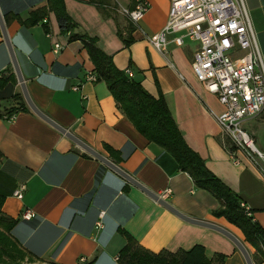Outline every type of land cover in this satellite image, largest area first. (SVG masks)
<instances>
[{
	"label": "crops",
	"instance_id": "1",
	"mask_svg": "<svg viewBox=\"0 0 264 264\" xmlns=\"http://www.w3.org/2000/svg\"><path fill=\"white\" fill-rule=\"evenodd\" d=\"M63 0L77 32L96 39L119 69H130L152 95L160 92L188 146L246 207L264 228V180L245 152L229 142L216 116L223 109L217 97L197 80L191 59L197 43L183 44L168 35L166 51L155 49L149 37L163 28L169 0H146L148 8L137 22L122 9L132 0ZM46 0H0L7 33L29 96L43 113L109 158L149 190L192 218L216 223L246 247L253 264L264 255L246 243L239 228L212 211L219 206L208 191L177 169L172 156L149 142L117 107L80 40L60 31L56 16L25 26L33 10ZM260 53L264 59V0H244ZM129 38L128 44L124 43ZM54 44H58L57 51ZM0 111L22 103L10 57L0 33ZM96 78V77H95ZM23 97V96H22ZM24 101V98H23ZM25 103L11 118L0 117L1 212L16 219L10 236L33 258L54 264H120L116 259L127 231L143 248L158 252L189 249L201 244L208 257L225 254L223 264H246L223 234L189 223L153 200L72 140L37 116ZM260 119V120H258ZM261 126L253 129V125ZM243 128L264 145V112L243 121ZM254 141V140H253ZM117 152L114 160L105 149ZM233 153L237 162L229 153ZM23 186L22 196L14 195ZM168 193H164L165 190ZM30 209L34 216L21 218ZM83 258V261L80 259Z\"/></svg>",
	"mask_w": 264,
	"mask_h": 264
},
{
	"label": "trees",
	"instance_id": "2",
	"mask_svg": "<svg viewBox=\"0 0 264 264\" xmlns=\"http://www.w3.org/2000/svg\"><path fill=\"white\" fill-rule=\"evenodd\" d=\"M46 6L33 10L25 20L19 19L25 26H32L45 20L49 11H53L60 31L68 34V39L80 40L93 63L96 80H103L115 99L117 107L129 119L135 129L149 142L167 151L174 159L177 169L187 173L196 187L211 193L219 203L212 211L216 217H224L229 223L240 229L246 243L264 255V228L251 215H247L240 205L238 195L222 182L205 164L197 152L191 149L179 131L163 95L157 96L148 92L140 81L129 77L123 69L113 62L112 56L103 52L96 39L83 32H77V24L65 11L63 0H46ZM102 11V4L90 0ZM134 2L132 1L133 8ZM129 38L124 43L128 44ZM9 77L0 78L2 86ZM13 99L22 100L16 107L0 111V117H11L17 110L24 109L22 94H14ZM109 155L117 160V152L104 145ZM3 198L0 196V208ZM16 219L5 215L0 210V262L20 264L26 252L11 236L10 229ZM126 239L125 245L119 250L116 259L120 264H223L226 255L215 253L208 257L201 244L189 249L176 251H149L143 248L127 231L121 230ZM54 264V263H51ZM87 264V263H81Z\"/></svg>",
	"mask_w": 264,
	"mask_h": 264
},
{
	"label": "built area",
	"instance_id": "3",
	"mask_svg": "<svg viewBox=\"0 0 264 264\" xmlns=\"http://www.w3.org/2000/svg\"><path fill=\"white\" fill-rule=\"evenodd\" d=\"M132 1L133 8L121 11L131 22H137L148 4L146 0ZM171 34L172 41L179 44L186 39L197 43L191 59L192 71L224 106L216 116L223 134L245 152L264 180V152L254 145L252 136L241 125L244 120L264 112V59L244 0H169L166 24L149 37V42L158 51L165 52ZM58 48L59 45L54 44V50ZM124 71L132 76L130 69ZM87 79L96 78L89 74ZM229 156L237 162L232 152ZM23 188L20 186L14 195L20 198ZM168 192L167 189L164 193ZM240 205L251 215L248 207L242 202ZM33 216L30 209L21 212L23 219Z\"/></svg>",
	"mask_w": 264,
	"mask_h": 264
},
{
	"label": "water",
	"instance_id": "4",
	"mask_svg": "<svg viewBox=\"0 0 264 264\" xmlns=\"http://www.w3.org/2000/svg\"><path fill=\"white\" fill-rule=\"evenodd\" d=\"M0 33H1V36H2L3 41L5 43V46L7 48V51H8L9 57H10V61H11L12 67H13V71H14L16 79L18 81V84H19V87H20V90H21V94H22V96L24 98V101L26 102L27 106L37 116H39L41 119H43L48 124L53 126L59 132L64 134L66 137H68L70 140H72L77 146H79L85 152H87L88 154H90L93 157H95L96 159H98L100 162H102L108 168H110L111 170H113L114 172L119 174L127 182L131 183L133 186H135L138 189H140L147 196H149L153 200H155L158 203H160L162 206L167 208L169 211H171L172 213H174L175 215H177L181 219H183V220H185V221H187L189 223H193V224H196V225H200V226H203V227H207V228L213 229V230L223 234L224 236H226L231 242H233V244L239 250V252L241 253V255L243 256V258L245 260V263L246 264H253L251 256H250L249 252L247 251L246 247L244 246V244L241 242V240H239L229 230L225 229L224 227H222V226H220V225H218L216 223H213V222H210V221H207V220L192 218V217H190V216H188L186 214H183L182 212H180L179 210L174 208L169 202H167L166 200L160 198L157 193L149 190L143 184L138 182L133 176H131L126 171H124L122 168H120L117 164H115L109 158H107L106 156H104L103 154H101L100 152H98L97 150H95L94 148L89 146L88 144H86L84 141H82L77 136L72 134L66 128H64L61 125H59L58 123H56L49 116H47L45 113H43L39 108H37V106L31 100V98L29 96V93L27 91V88H26V85H25V81L23 79V76H22V73H21V70H20L16 55H15V52H14V49H13V45H12L11 40H10V37H9V35L7 33V30H6L5 23H4V20H3L1 12H0Z\"/></svg>",
	"mask_w": 264,
	"mask_h": 264
},
{
	"label": "rangeland",
	"instance_id": "5",
	"mask_svg": "<svg viewBox=\"0 0 264 264\" xmlns=\"http://www.w3.org/2000/svg\"><path fill=\"white\" fill-rule=\"evenodd\" d=\"M223 106V105H222ZM224 110V106H223V109H222V111ZM221 111V112H222ZM258 120H260V119H258ZM257 123L256 124H254L253 125V129H260L261 128V126L258 124V121H256ZM241 125H242V127H244L243 126V122L241 123ZM250 136H252L251 134H250ZM263 133L262 132H260V138L261 139H263ZM257 135H256V138H253V140H254V145L260 150V151H262V152H264V145L262 146V145H260L259 143H258V140H257ZM226 138H227V140L229 141V142H231L230 141V139L226 136ZM258 158V157H257ZM258 160H259V158H258ZM259 161H261V160H259ZM0 264H5V263H3V262H0ZM20 264H51V263H49V262H46V261H43V260H37V259H35V258H33L32 256H30L27 252H25L24 253V255H23V257H22V260H21V262H20Z\"/></svg>",
	"mask_w": 264,
	"mask_h": 264
},
{
	"label": "bare ground",
	"instance_id": "6",
	"mask_svg": "<svg viewBox=\"0 0 264 264\" xmlns=\"http://www.w3.org/2000/svg\"><path fill=\"white\" fill-rule=\"evenodd\" d=\"M160 197V196H159ZM161 198V197H160ZM251 213V212H250Z\"/></svg>",
	"mask_w": 264,
	"mask_h": 264
}]
</instances>
